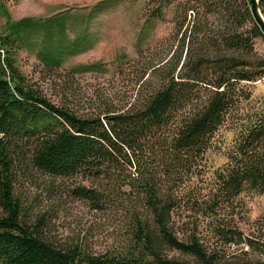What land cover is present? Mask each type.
<instances>
[{
    "label": "trees",
    "instance_id": "16d2710c",
    "mask_svg": "<svg viewBox=\"0 0 264 264\" xmlns=\"http://www.w3.org/2000/svg\"><path fill=\"white\" fill-rule=\"evenodd\" d=\"M169 1L159 0L150 22L160 20ZM183 6L180 46L170 58L135 75L138 88L131 103H104L101 112L87 115L57 106L35 89L17 59L19 51L38 46L47 67H60L62 40L68 27L77 29V20L64 15L12 21L7 15L0 35V264H218L217 254L194 234L187 240L177 236L172 215L185 198L190 211L215 218L218 241L247 245L264 256V248L218 224L217 218L219 210L233 207L242 195L264 196V113L242 124L227 163L205 182L207 200L182 192L204 175L215 134L250 99L249 85L264 79V55L255 52L256 40H264V34L248 0H185ZM259 6L263 12L264 0ZM212 12L228 17L222 36L210 34ZM85 45L77 40L70 54H79ZM74 70L103 71L98 65ZM33 169L78 182L73 196L93 210L117 209L125 246L94 255L81 245L58 246L47 239L44 219L32 222L33 210L17 190L20 177ZM167 251L194 261L171 258Z\"/></svg>",
    "mask_w": 264,
    "mask_h": 264
},
{
    "label": "rangeland",
    "instance_id": "374dc122",
    "mask_svg": "<svg viewBox=\"0 0 264 264\" xmlns=\"http://www.w3.org/2000/svg\"><path fill=\"white\" fill-rule=\"evenodd\" d=\"M104 1L108 0H0V35L5 31L7 15L12 21L46 20L64 15L77 20V29L68 27L62 40L60 49L64 61L60 67H47L39 59L38 46L19 51L17 59L21 72L28 76L35 89L57 106L80 115L99 113L104 103L118 107L131 103L138 88L134 84L135 75L140 76L148 67L170 58L182 38L177 33L185 0L166 2L160 20L151 19V22L150 15L160 6L159 0H117L99 8ZM193 20L192 15L188 24ZM208 29L212 37L222 36L228 31V17L212 12ZM77 40H84L86 49L73 56L70 53ZM255 50L264 55L262 38L256 40ZM83 65H98L103 71L74 70ZM249 86L250 99L242 103L238 116L228 117L215 134L206 153L204 175L186 184L182 190L184 196L193 193L200 202L208 199L205 182H210L214 172L227 163V153L242 124L251 116L264 113V79ZM20 179L18 194L33 210L32 222L42 217L44 235L56 245H81L94 255L118 251L125 246L127 236L122 214L117 209L96 211L89 203L76 199L72 194V188L78 184L75 180L37 169ZM183 201L182 208L172 215V225L180 239L187 240L194 234L210 252L217 254L218 264H264L262 253L251 247L228 246L218 241L214 233L215 218L190 211L186 198ZM217 218L218 224L239 230L264 248V196L242 195L233 207L219 210ZM166 253L171 258L194 261L177 251Z\"/></svg>",
    "mask_w": 264,
    "mask_h": 264
},
{
    "label": "water",
    "instance_id": "95a60500",
    "mask_svg": "<svg viewBox=\"0 0 264 264\" xmlns=\"http://www.w3.org/2000/svg\"><path fill=\"white\" fill-rule=\"evenodd\" d=\"M248 2L250 5L253 19L255 23L260 27L262 33L264 34V16L259 6L260 0H248Z\"/></svg>",
    "mask_w": 264,
    "mask_h": 264
}]
</instances>
